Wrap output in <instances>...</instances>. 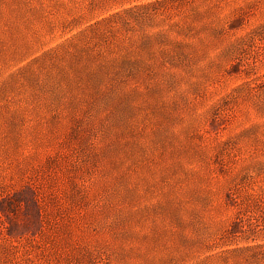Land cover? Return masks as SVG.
<instances>
[{"label":"rangeland","instance_id":"1","mask_svg":"<svg viewBox=\"0 0 264 264\" xmlns=\"http://www.w3.org/2000/svg\"><path fill=\"white\" fill-rule=\"evenodd\" d=\"M0 264H264V0H0Z\"/></svg>","mask_w":264,"mask_h":264}]
</instances>
